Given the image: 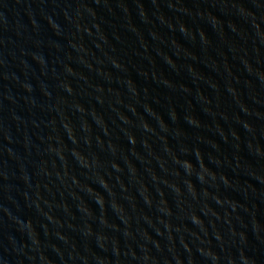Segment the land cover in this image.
<instances>
[{"label":"water","instance_id":"water-1","mask_svg":"<svg viewBox=\"0 0 264 264\" xmlns=\"http://www.w3.org/2000/svg\"><path fill=\"white\" fill-rule=\"evenodd\" d=\"M0 264H264V0H0Z\"/></svg>","mask_w":264,"mask_h":264}]
</instances>
